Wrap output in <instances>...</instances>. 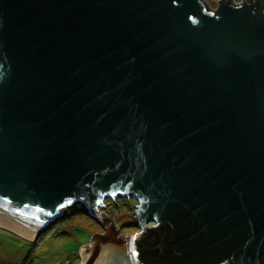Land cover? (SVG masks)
Segmentation results:
<instances>
[{"label": "water", "instance_id": "water-1", "mask_svg": "<svg viewBox=\"0 0 264 264\" xmlns=\"http://www.w3.org/2000/svg\"><path fill=\"white\" fill-rule=\"evenodd\" d=\"M74 204L80 264H264V0H0V227Z\"/></svg>", "mask_w": 264, "mask_h": 264}, {"label": "rangeland", "instance_id": "rangeland-1", "mask_svg": "<svg viewBox=\"0 0 264 264\" xmlns=\"http://www.w3.org/2000/svg\"><path fill=\"white\" fill-rule=\"evenodd\" d=\"M207 3L216 9L219 0H207ZM105 204L101 211L114 219L119 235L139 231L136 225L129 224L136 221L134 198L106 199ZM103 233L102 226L86 208L74 204L34 242L0 228V264H80V249L88 245L93 235Z\"/></svg>", "mask_w": 264, "mask_h": 264}, {"label": "bare ground", "instance_id": "bare-ground-1", "mask_svg": "<svg viewBox=\"0 0 264 264\" xmlns=\"http://www.w3.org/2000/svg\"><path fill=\"white\" fill-rule=\"evenodd\" d=\"M0 228H1V229H4V228H2V227H0ZM4 230H6V229H4ZM6 231H8V230H6ZM8 232H10V231H8ZM10 233H12V232H10ZM12 234H14V235H16V236H18V237H20V238H23V237H21V236L15 234V233H12ZM23 239H25V238H23ZM25 240H28V239H25ZM28 241H31V240H28Z\"/></svg>", "mask_w": 264, "mask_h": 264}, {"label": "clouds", "instance_id": "clouds-1", "mask_svg": "<svg viewBox=\"0 0 264 264\" xmlns=\"http://www.w3.org/2000/svg\"><path fill=\"white\" fill-rule=\"evenodd\" d=\"M119 197H121V196H119ZM117 198H118V197H117ZM115 199H116V198H115ZM115 199H114V200H115ZM112 200H113V199H112ZM105 201H106V200H105ZM105 205H106V204H105ZM136 205H137V204H136ZM103 213H104V212H103ZM104 214H105V213H104ZM106 215H107V214H106ZM151 224H152V223H149V225H151Z\"/></svg>", "mask_w": 264, "mask_h": 264}, {"label": "trees", "instance_id": "trees-1", "mask_svg": "<svg viewBox=\"0 0 264 264\" xmlns=\"http://www.w3.org/2000/svg\"><path fill=\"white\" fill-rule=\"evenodd\" d=\"M207 2V0H205ZM38 242V241H37Z\"/></svg>", "mask_w": 264, "mask_h": 264}, {"label": "crops", "instance_id": "crops-1", "mask_svg": "<svg viewBox=\"0 0 264 264\" xmlns=\"http://www.w3.org/2000/svg\"><path fill=\"white\" fill-rule=\"evenodd\" d=\"M20 238V237H19ZM25 241V240H24Z\"/></svg>", "mask_w": 264, "mask_h": 264}]
</instances>
